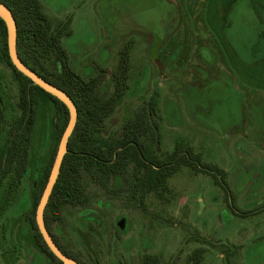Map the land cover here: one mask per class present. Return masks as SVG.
<instances>
[{"label":"rangeland","instance_id":"obj_1","mask_svg":"<svg viewBox=\"0 0 264 264\" xmlns=\"http://www.w3.org/2000/svg\"><path fill=\"white\" fill-rule=\"evenodd\" d=\"M39 1L53 25L65 22L67 64L100 80L99 98L112 92L109 72L128 45V89L107 119L110 129L154 97L160 150L179 142L223 170L220 185L182 166L168 178L172 198L148 196L146 211L92 187L93 199L65 206L54 225L64 246L87 264H139L146 256L159 264H264V0ZM156 37L169 49L178 42L173 61L160 58L162 78L150 56ZM13 76L0 65V155L20 114ZM49 112L38 114L20 184L11 188V172L0 175V264H48L27 215L54 147Z\"/></svg>","mask_w":264,"mask_h":264},{"label":"trees","instance_id":"obj_2","mask_svg":"<svg viewBox=\"0 0 264 264\" xmlns=\"http://www.w3.org/2000/svg\"><path fill=\"white\" fill-rule=\"evenodd\" d=\"M11 11L17 27V52L20 59L45 80L65 91L77 108V121L67 144L60 172L44 209V223L61 251L77 264L83 262L76 253L67 249L54 232L60 223L64 207H81L94 195L92 187H100L105 197L123 199L125 203L146 211L148 196L168 202L173 196L168 178L188 166L195 171L211 174L216 183L222 180L216 165L202 163L200 155L190 147L176 142L168 152L160 150L156 101L151 97L133 115L123 120L118 128L107 123L115 107L124 97L128 84L130 60L128 45L120 51L116 68L109 72L112 92L99 98L93 89L100 83L97 78L85 80L72 70L61 46L65 22L53 25L39 0H0ZM0 65L9 67L17 85L20 111L7 131L5 151L0 155V175L10 173L12 184H20L28 172L31 138L37 133V120L43 107L50 108L48 137L53 151L40 178L31 191V204L27 220L33 238L48 264H62L49 250L39 233L35 208L46 183L61 134L68 120L65 105L53 95L35 85L11 64L6 43V28L0 18ZM102 81V80H101ZM42 132V131H41ZM217 174V176H216ZM121 183L114 185L115 179ZM195 262V253L191 258ZM99 264V263H96ZM142 264H159L154 256L144 257Z\"/></svg>","mask_w":264,"mask_h":264},{"label":"water","instance_id":"obj_3","mask_svg":"<svg viewBox=\"0 0 264 264\" xmlns=\"http://www.w3.org/2000/svg\"><path fill=\"white\" fill-rule=\"evenodd\" d=\"M0 18L4 22L6 28L7 51L11 64L14 66L16 70H18L23 75L28 77L35 85H37L42 90L53 95L59 101H61L65 105L68 112V120L59 139L46 183L44 185L41 196L36 205L34 219L37 229L41 234L43 241L45 242L49 250L52 252V254L56 258H58L62 264H77V262L73 258L65 255L61 251V249L57 246V244L54 242L53 238L51 237L50 233L46 229L44 223V209L49 200L53 187L56 183L64 155L67 152L68 140L73 132V129L77 121V108L74 101L65 91L45 80L42 76H40L37 72H35L31 68H29L20 59L16 47V42H17L16 22L11 11L7 8V6L3 2H0ZM123 222L124 220L120 219L118 222V226L122 227Z\"/></svg>","mask_w":264,"mask_h":264},{"label":"flooded vegetation","instance_id":"obj_4","mask_svg":"<svg viewBox=\"0 0 264 264\" xmlns=\"http://www.w3.org/2000/svg\"><path fill=\"white\" fill-rule=\"evenodd\" d=\"M169 44H171V45L174 44L175 45V46H173L174 48L172 47L171 49H169L168 43L163 42L162 39H159L158 37L154 38V40L152 39V47H151L150 56L152 57V60L156 63V65L158 66L159 75L161 76V78L163 77L164 65H161L160 60L161 59H162V61L164 60L163 62L165 64L166 60L167 61L168 60L173 61L176 58V56L172 55V52H174L176 50V46H178V42L177 43L173 42V43H169ZM129 60H130V57H129ZM130 69H131V67H130ZM155 79L157 82L158 78L155 77ZM158 82H157V84H158ZM156 105H157V101H156ZM157 119H158V113H157ZM146 257H148V256H146ZM143 259H142V262H140L139 264L143 263Z\"/></svg>","mask_w":264,"mask_h":264}]
</instances>
